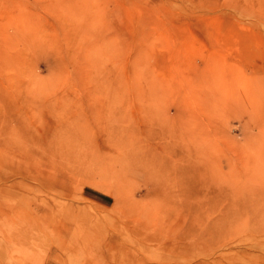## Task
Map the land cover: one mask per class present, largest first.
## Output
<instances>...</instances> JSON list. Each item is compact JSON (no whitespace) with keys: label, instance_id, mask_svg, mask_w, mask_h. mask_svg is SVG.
<instances>
[{"label":"rangeland","instance_id":"374dc122","mask_svg":"<svg viewBox=\"0 0 264 264\" xmlns=\"http://www.w3.org/2000/svg\"><path fill=\"white\" fill-rule=\"evenodd\" d=\"M0 264H264V0H0Z\"/></svg>","mask_w":264,"mask_h":264}]
</instances>
